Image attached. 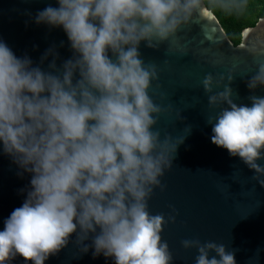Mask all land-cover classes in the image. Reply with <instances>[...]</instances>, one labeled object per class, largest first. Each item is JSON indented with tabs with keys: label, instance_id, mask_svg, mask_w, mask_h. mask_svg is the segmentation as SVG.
I'll return each instance as SVG.
<instances>
[{
	"label": "clouds",
	"instance_id": "1",
	"mask_svg": "<svg viewBox=\"0 0 264 264\" xmlns=\"http://www.w3.org/2000/svg\"><path fill=\"white\" fill-rule=\"evenodd\" d=\"M37 12L35 22L62 27L73 52L59 66L55 46L48 70L17 57L0 41V142L19 175L31 178L26 197L0 231V264L18 255L44 264L66 247L72 234L80 251L113 258L114 264H171L161 232L163 214H150L148 200L171 169L178 144L153 126L161 107L148 93L158 79L155 64L139 58V45L158 47L201 11V0H58ZM63 42H61V46ZM244 45H241L243 47ZM264 54V44L248 48ZM111 53V55L109 54ZM232 77L229 76V80ZM208 73L202 85L213 90ZM264 85V63L248 81ZM232 89L208 97L226 104L215 116L211 141L238 156L264 186V97L238 105ZM155 114V115H153ZM182 141H180L181 143ZM175 220L174 216H169ZM91 239V244L84 243ZM196 248L195 264H236L224 244L181 241ZM212 252L215 255H210Z\"/></svg>",
	"mask_w": 264,
	"mask_h": 264
},
{
	"label": "water",
	"instance_id": "2",
	"mask_svg": "<svg viewBox=\"0 0 264 264\" xmlns=\"http://www.w3.org/2000/svg\"><path fill=\"white\" fill-rule=\"evenodd\" d=\"M49 5L58 7V0H0V41L17 57L27 55L34 66L45 70L52 56L43 64L40 58L48 48L55 46L59 53L58 66L73 55L62 27L35 22L37 12ZM254 43L258 47L264 44V17L243 29L240 42L233 44L201 0V11L183 22L168 40L155 48L146 41L139 45V58L146 65L155 64L158 74L148 89L153 102L161 107L153 130H159L161 139L169 136L172 144H178L173 166L160 178L164 189L155 187L148 200L150 214H163L167 221L161 237L173 256L171 264H195L197 249H185L181 243L185 239L224 244L227 251L234 252L236 264H264V186L252 179L254 170L238 156L212 143V124L208 123V117L227 107L223 103L210 106L208 97L226 86L238 105L250 107V97H264V85L248 87L258 65L264 63V54L248 51ZM208 73L214 78L211 93L202 85ZM257 162L264 165V158ZM21 171L0 142V231L26 197V191L20 190L27 189L31 176H21ZM75 239L74 233L69 244L44 264H114L113 258H94L91 248L81 252L82 245ZM84 243L91 244V239ZM8 264L33 262L17 254Z\"/></svg>",
	"mask_w": 264,
	"mask_h": 264
},
{
	"label": "trees",
	"instance_id": "3",
	"mask_svg": "<svg viewBox=\"0 0 264 264\" xmlns=\"http://www.w3.org/2000/svg\"><path fill=\"white\" fill-rule=\"evenodd\" d=\"M217 17L233 44L241 40L243 29L264 17V0H203Z\"/></svg>",
	"mask_w": 264,
	"mask_h": 264
}]
</instances>
